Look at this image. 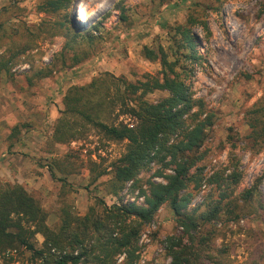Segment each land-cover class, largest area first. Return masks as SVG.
Masks as SVG:
<instances>
[{
    "label": "rangeland",
    "instance_id": "obj_1",
    "mask_svg": "<svg viewBox=\"0 0 264 264\" xmlns=\"http://www.w3.org/2000/svg\"><path fill=\"white\" fill-rule=\"evenodd\" d=\"M41 1L0 0V62L9 67L2 64L0 70V184H20L33 194L52 228L59 227L64 208L84 216L97 197L107 204L144 205L149 182L166 183L165 174L173 170L152 161L119 195L109 194L111 171L93 179L111 169L127 141L108 139L89 129L81 139L61 143L53 139L54 126L75 86L106 73L132 81L145 73L160 75V62L147 59L143 47L161 44L171 52L174 28L194 14L208 30L201 25L193 29L203 63L189 82L194 99L204 104V116L212 113L214 119L200 164L208 177L219 172L223 179L221 184L202 186L189 209L217 203L224 195L223 203L238 211L243 191L264 174V142L254 139L248 122L252 109L264 107V0H75L73 23L80 32L98 24L95 35L102 38L93 48L84 44L82 49L90 55L73 66V53L64 50L67 37L52 27L63 13L42 11ZM165 95L155 91L147 99L155 102ZM119 121L133 123V118L122 114L108 119V123ZM234 171L241 174V181L230 185ZM260 188L264 200V179ZM207 209L203 206L200 212ZM190 232L200 251L196 264H264V208L249 207L243 218L224 210L221 219ZM185 234L173 210L163 205L141 232L136 264H171L168 238ZM207 235L210 240L203 243ZM36 240L41 247L44 237L38 234ZM13 254L16 259L9 264H30V252ZM0 264H8L1 254ZM116 264H126L124 255Z\"/></svg>",
    "mask_w": 264,
    "mask_h": 264
},
{
    "label": "trees",
    "instance_id": "obj_2",
    "mask_svg": "<svg viewBox=\"0 0 264 264\" xmlns=\"http://www.w3.org/2000/svg\"><path fill=\"white\" fill-rule=\"evenodd\" d=\"M74 4L75 0H42L39 5L47 13H63L62 20L52 27L62 30L67 37L64 50L73 53L70 66L90 55L82 49L84 44L93 48L102 38L101 34L95 35L100 31L98 24L85 32L78 30L70 17ZM109 15L106 13L104 19ZM196 25L208 30L206 22L194 14L174 28L171 52L161 44L157 48L143 47L147 59L160 62V75L145 73L132 81L106 73L89 84L73 87L65 97L66 108L54 126L53 139L61 143L81 139L89 129L108 139L127 141L125 152L112 162L111 169L100 171L93 179L95 182L111 171L107 185L109 194L119 195L126 183L137 181L139 173L152 161L173 170L165 174L166 183L150 181L148 192H143L144 205L107 204L97 197L84 216L66 207L57 228L47 224L44 207L22 185L0 184V254L6 263L15 261L13 252L16 251L19 254L30 252V264H116L120 255H124L126 264H136L138 241L144 226L167 204L179 225L184 227V238H188L187 241L183 236L168 238L171 264H196L200 251L191 230H198L202 223L221 219L224 210L234 218H243L249 207L264 208L260 188L263 174L243 191L242 207L237 206L238 211L228 202L223 203L227 197L224 195L217 203L204 202L194 210L189 209L192 198L202 186L221 184L223 179L219 172L208 177L200 164L201 148L214 119L212 113L204 116V104L194 99L189 82L195 68L203 63L200 40L193 30ZM0 63L1 70L3 62ZM155 91L166 95L151 102L147 96ZM263 112L264 107L252 109L248 122L254 139L264 142ZM122 114L130 115L133 123H108L111 116L118 119ZM51 174L56 178L54 172ZM230 180V185L239 184L241 174L234 171ZM62 181L69 185L65 179ZM203 206L208 209L200 212ZM214 233L212 230L208 235L211 237ZM38 234L44 237L41 247L37 245ZM208 235L202 238L203 243L210 240Z\"/></svg>",
    "mask_w": 264,
    "mask_h": 264
}]
</instances>
